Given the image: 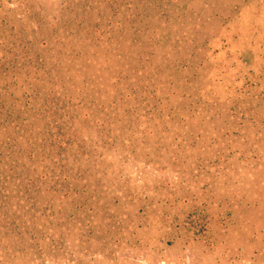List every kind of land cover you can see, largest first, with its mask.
Instances as JSON below:
<instances>
[{
    "label": "rangeland",
    "instance_id": "1",
    "mask_svg": "<svg viewBox=\"0 0 264 264\" xmlns=\"http://www.w3.org/2000/svg\"><path fill=\"white\" fill-rule=\"evenodd\" d=\"M115 1L0 0L3 115L15 117V105L19 109L29 93L28 86L15 88V38L30 40L51 25L83 18L108 20ZM147 1L150 8L145 0L137 3L144 14L138 49L152 50L144 44L151 35L171 40L155 50L161 70L152 75L156 67L147 65L144 76L134 74L129 84L158 90L162 110L153 123L160 114L170 129L175 124L174 131H191L193 137L163 147L150 162L114 149L102 155L108 177L128 182L146 209L131 207L126 228L113 240L84 242L126 243L106 250L116 251L118 263L97 253L80 256L84 264H264V0H175L173 6L158 0L164 6L155 15L154 0ZM92 69L96 75L78 80L79 89H88L87 81L94 92H110L109 75ZM1 223L15 237V227ZM14 251L15 246L11 253L2 249L1 259L15 264Z\"/></svg>",
    "mask_w": 264,
    "mask_h": 264
},
{
    "label": "trees",
    "instance_id": "2",
    "mask_svg": "<svg viewBox=\"0 0 264 264\" xmlns=\"http://www.w3.org/2000/svg\"><path fill=\"white\" fill-rule=\"evenodd\" d=\"M141 1L116 0L105 21L83 18L51 25L30 40L15 38V88L28 86L29 93H23L19 109L15 105V117L3 115L6 105L0 100V254L15 246V264L62 259L84 264L80 255L90 253L118 263L116 251L106 250L126 243L84 242L113 240L126 228L131 207L140 205L139 213L146 208L128 182L108 177L102 155L114 149L125 158L142 154L150 162L163 147L193 137L191 131H174L175 124L170 129L160 114L153 123L154 113L162 110L158 90L148 91L139 81L129 84L134 74L144 76L147 65H155L152 75L161 70L155 50L171 40L151 35L144 44L152 50L138 49ZM152 4L153 15L164 6L158 0ZM128 30L132 41L125 38ZM95 67L109 75L110 92H94L87 81L88 89H79L78 80L95 74ZM3 221L15 227V237L3 232ZM0 264L11 262L0 257Z\"/></svg>",
    "mask_w": 264,
    "mask_h": 264
}]
</instances>
